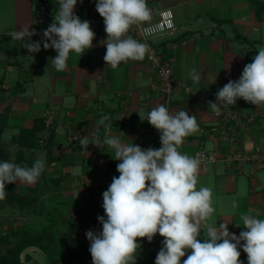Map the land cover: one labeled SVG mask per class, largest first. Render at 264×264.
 Listing matches in <instances>:
<instances>
[{
    "label": "crops",
    "instance_id": "1",
    "mask_svg": "<svg viewBox=\"0 0 264 264\" xmlns=\"http://www.w3.org/2000/svg\"><path fill=\"white\" fill-rule=\"evenodd\" d=\"M3 1L5 3L0 5L9 4L11 16L10 21L0 25V37L4 38L0 39V141L14 157L19 147L13 139L22 129L32 127L35 121L45 120L48 112L54 119V137L48 156L43 147L36 151V157L45 161L43 185L17 183L15 192L28 191L33 195L37 192V198L38 188L40 191H58L66 185L78 192L76 200H88L96 205L95 209L106 219L102 207L103 192L113 177L119 176L116 168L120 161L115 160L110 155L112 150L103 144L105 127L98 122L107 115L110 119L105 124L111 125V134L122 142L134 143L142 149H158L160 133L146 120L153 107L164 105L151 87L157 82V73L146 56L142 61L122 62L117 69L106 64L103 59L106 46L102 42L107 34L103 18L96 11L97 0H83L82 3L77 0L74 8V14L82 21L90 22L96 34L93 47L81 57L70 53L67 69L58 72L52 64L57 55L54 49L45 50L41 43L39 52L29 53L23 48V42L12 40L8 35L30 26L29 30L36 32L31 40L42 42L43 32L53 23L59 10L58 0ZM260 1L264 3V0ZM147 3L153 10V24L159 21V12L167 11L176 26L172 35L158 34L149 38V42L160 46L166 57L175 58L173 113L183 109L190 116L195 115L200 129L187 137L179 150L194 157L200 147L214 149L209 133L220 118L211 111L209 102H216L218 90L229 80L237 81L244 66L253 61L260 47H264V13L259 15L250 0H147ZM39 5L51 13L48 23H34L35 9ZM129 35L133 37L131 31ZM183 39H188L189 43L175 48L174 43ZM230 63L229 72L225 67ZM193 68L202 75L199 83H193L189 78ZM186 87L191 92H187ZM222 109L246 117L247 127L238 132L231 151L252 153L260 146L264 154V108L238 99L234 106ZM87 135L90 143L99 135L101 151L94 144H89L87 150L82 149L80 138ZM46 136L42 133L41 140ZM242 169L243 172H238L234 164L227 162L201 165L197 185V188L207 186L212 189L216 208L212 222L217 226L228 222L229 232L237 236L246 230L240 220L242 214L264 219V173L257 170V163H247ZM56 178L58 182L53 180ZM55 183H60L58 189L54 187ZM56 193L46 192L38 203H44L47 195ZM233 201L238 204L235 209L232 208ZM1 202L0 207L4 205ZM3 210L15 212L11 207ZM42 213L34 212L32 217L42 218ZM93 229L102 231L100 227ZM199 238L204 239L203 230ZM163 239L157 234L151 242L138 240L141 244L139 264H155ZM239 250L240 260L247 264V254L242 248Z\"/></svg>",
    "mask_w": 264,
    "mask_h": 264
},
{
    "label": "clouds",
    "instance_id": "2",
    "mask_svg": "<svg viewBox=\"0 0 264 264\" xmlns=\"http://www.w3.org/2000/svg\"><path fill=\"white\" fill-rule=\"evenodd\" d=\"M58 4L59 10L43 32L42 42L31 40L36 32L30 31V26L8 35L12 40L23 42V48L29 53L39 52L41 43L45 50L54 49L57 55L52 59L53 67L63 72L68 67L70 53L81 57L93 47L96 34L90 22L74 14L77 0H58ZM96 11L103 18L107 34L102 42L106 46L103 59L112 69H117L122 62L142 61L149 53L147 43L129 35L133 26L146 39L164 31L163 25L152 23L153 10L147 0H97ZM225 68L230 72L231 63ZM189 78L199 83L202 75L193 68ZM238 99L264 108V47L244 66L237 81L229 80L218 90L216 102L210 101L209 108L219 114L222 107L234 106ZM109 119L105 115L98 123L105 127L103 144L120 161L116 168L119 176L113 177L103 192L106 219L97 217L102 231L86 232L93 264H136L141 248L138 240L151 242L157 234L164 239L155 264H243L240 248L247 254V264H264V219L242 214L240 220L246 230L239 236L229 232L228 222L218 226L213 223L216 208L212 189L197 188L202 158L179 151L187 137L200 131L195 115L190 116L183 109L173 113L162 104L153 107L146 120L160 133L158 149H142L134 143L122 142L111 134V125L105 124ZM79 142L86 150L89 144L101 143L99 135L92 143L88 135ZM44 170L43 158H37L31 167L0 162V200L6 198V185H34ZM237 207L233 201L232 208ZM186 254L187 258L182 260Z\"/></svg>",
    "mask_w": 264,
    "mask_h": 264
},
{
    "label": "rangeland",
    "instance_id": "3",
    "mask_svg": "<svg viewBox=\"0 0 264 264\" xmlns=\"http://www.w3.org/2000/svg\"><path fill=\"white\" fill-rule=\"evenodd\" d=\"M37 1V0H35ZM5 1L0 0V4H4ZM9 4H5V6L0 5V25L3 23H7V21H10L11 13L8 10ZM48 11V10H47ZM51 14V13H50ZM36 21V14H34V23ZM3 24V25H4ZM0 39H4L3 37H0ZM0 45H2V41H0ZM0 143H3L0 141ZM45 144V143H44ZM2 145H0L1 147ZM6 147V146H5ZM99 150L101 151L102 145L99 144L97 146ZM6 150L7 147L5 148ZM9 151V150H8ZM1 157H4V154L1 153ZM42 178V177H41ZM40 178V179H41ZM38 180V183H43L41 180ZM60 183L54 184V187H58ZM43 185V184H41ZM49 185V184H48ZM58 189V188H57ZM19 190V189H18ZM25 191L24 189H21ZM39 193L37 194V199L45 196V193H51L54 192L56 195H47L46 199H44V203L41 201V203H33L32 205L28 202V199H34L36 198V193L30 194V192H23L21 191V198H25L27 201L21 200L22 206L24 207L25 211L29 212V210H32L36 214H38L40 211L45 213L47 211H51L52 214L50 215H43L42 218L39 217H32V214L30 215H24L19 210L15 209V212L11 213L9 211H4V206H2L0 212V234L6 235L9 230L14 229L15 227L19 226L22 222L25 223V226L33 229H39L40 228H49L51 223H53L54 219H57L60 221V226L55 228L56 233L58 234V237L63 240L66 243V253L71 254V252L74 253L75 256H77V260L71 261H65L62 262V264H73L81 259L88 260L91 259V254L89 251L91 242L86 237V232L91 231L92 228H101L102 224L98 221L97 217L101 216L98 209H95L96 205H93L91 203L86 202H79L76 200V196H79L78 192L67 188L66 185L61 186L58 191H52V189H49L47 191H40V188L37 189ZM17 195L18 193L15 192ZM49 196V197H48ZM49 198V199H48ZM90 198V197H89ZM93 198V197H92ZM46 201V203H45ZM3 203V202H1ZM46 204V205H45ZM8 208V207H6ZM30 208V209H29ZM14 210V209H13ZM25 213V212H24ZM42 213V214H43ZM71 214H74L72 217ZM53 220V221H52ZM49 225H48V222ZM47 222V223H46ZM48 225V226H47ZM5 247L0 244V256L4 253ZM50 256L47 255L42 249L36 248V247H30L27 248L22 254H21V262L23 264H54L53 260L51 262L49 261ZM61 258L58 260V264H60ZM140 260V249L137 252V258H136V264H139Z\"/></svg>",
    "mask_w": 264,
    "mask_h": 264
},
{
    "label": "built area",
    "instance_id": "4",
    "mask_svg": "<svg viewBox=\"0 0 264 264\" xmlns=\"http://www.w3.org/2000/svg\"><path fill=\"white\" fill-rule=\"evenodd\" d=\"M159 15L160 19L155 24H160L164 27V31L159 34L171 33L172 35L176 26L171 14L167 11H161L159 12ZM51 18L52 15L43 6L36 11V24L48 23ZM169 24H171V27L168 26ZM130 31L132 32L134 39L149 45V53L146 55V58L149 65L157 73V82L152 84V90L155 91L159 98L164 101V106H166L170 112H173L172 100L174 89L176 87L173 76V64L175 58L166 57L161 47L151 44L149 42V38L151 37L146 39L138 27L133 26ZM188 43V39H183L174 43V47H183ZM185 89L187 92H191L190 88L186 87ZM188 89H190V91ZM218 116L220 118L219 123L211 127L209 133L211 140L214 142V149L208 150L200 147L195 152L194 157L199 155L202 158L203 162L201 165L216 164L219 162L234 164L238 172H243L242 168L247 163H257V170L264 173V154L262 153L260 146H256L252 153L231 151V147L236 144L238 132L247 127L245 121L246 117H243L230 109H222ZM53 120L52 113H46L45 122L47 126L52 125ZM157 145L158 148L161 147L160 137L157 141ZM181 152L184 153L183 151Z\"/></svg>",
    "mask_w": 264,
    "mask_h": 264
},
{
    "label": "trees",
    "instance_id": "5",
    "mask_svg": "<svg viewBox=\"0 0 264 264\" xmlns=\"http://www.w3.org/2000/svg\"><path fill=\"white\" fill-rule=\"evenodd\" d=\"M250 1L256 6L259 15L264 13V3L262 1ZM41 7L42 5L36 7L35 14L36 11ZM53 125L54 122H52V125L47 126L45 120H40L35 121L32 127L22 129L20 133L13 139V143L17 144L19 147L14 157L8 150L5 149L6 145L4 143H0V145H2L0 147V151L4 154V157H1L0 155V162L8 161L21 166L27 165L28 167H31L33 162L37 159L36 151L42 147L47 151L48 156V152L53 143L52 140L54 137ZM44 132L47 134V138L41 140L40 135ZM44 142L45 144H43ZM44 174L45 171L42 172L40 178H44ZM53 180L58 182L57 178ZM15 187V184L6 185V198L2 200L4 202L3 206L11 207V209L14 210H19L25 216L34 213L32 210H29V212L25 211L21 200H27H25V198H21V196H19L20 194L17 195L15 193ZM37 200L38 199L34 197V199H28V202L32 205L33 203H37ZM1 209L2 208L0 207V211ZM43 214L47 216L52 214V212L49 210ZM71 216L73 217L74 214H71ZM51 224L52 225H50L49 228H40L39 230L36 228H29L27 225L25 226V223L22 222L19 226L9 230L6 235L1 236L0 234V244L5 247L4 253L0 256V264H21L20 256L22 252L30 247L42 249L47 255L50 256L49 261L51 262V260H53L54 264H58L57 262L60 258V264L65 261H76L78 259L77 256H75L73 252H71V254H67L65 252L67 249L66 243L61 240L56 233L57 228L60 226V221L54 219L53 223Z\"/></svg>",
    "mask_w": 264,
    "mask_h": 264
},
{
    "label": "water",
    "instance_id": "6",
    "mask_svg": "<svg viewBox=\"0 0 264 264\" xmlns=\"http://www.w3.org/2000/svg\"><path fill=\"white\" fill-rule=\"evenodd\" d=\"M92 232L95 233V234H99L101 232V230L100 229H93ZM73 264H93L92 257H91V259L88 262L83 260V259H81V260H79V261H77V262H75Z\"/></svg>",
    "mask_w": 264,
    "mask_h": 264
},
{
    "label": "flooded vegetation",
    "instance_id": "7",
    "mask_svg": "<svg viewBox=\"0 0 264 264\" xmlns=\"http://www.w3.org/2000/svg\"><path fill=\"white\" fill-rule=\"evenodd\" d=\"M90 260V258L87 260V262ZM86 261V260H85Z\"/></svg>",
    "mask_w": 264,
    "mask_h": 264
}]
</instances>
